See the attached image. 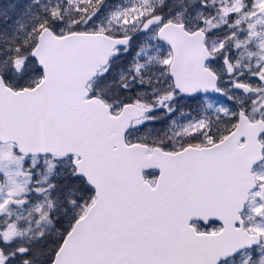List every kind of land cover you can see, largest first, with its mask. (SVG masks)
<instances>
[{
	"label": "snow or ice",
	"instance_id": "obj_1",
	"mask_svg": "<svg viewBox=\"0 0 264 264\" xmlns=\"http://www.w3.org/2000/svg\"><path fill=\"white\" fill-rule=\"evenodd\" d=\"M0 264H264V0H0Z\"/></svg>",
	"mask_w": 264,
	"mask_h": 264
}]
</instances>
